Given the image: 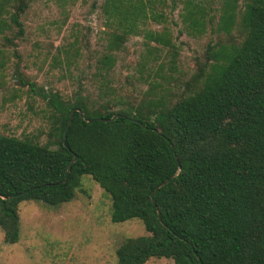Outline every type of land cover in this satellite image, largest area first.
I'll use <instances>...</instances> for the list:
<instances>
[{
    "label": "trees",
    "instance_id": "obj_1",
    "mask_svg": "<svg viewBox=\"0 0 264 264\" xmlns=\"http://www.w3.org/2000/svg\"><path fill=\"white\" fill-rule=\"evenodd\" d=\"M59 1L64 14L78 0ZM180 4L183 30L200 36L209 29L219 41L207 45L190 90L179 96L167 71H175L179 57L170 26L179 25L171 15ZM100 8L110 29L95 77L111 90L117 54L132 36H142L136 71L143 81L145 73L153 78L151 95L132 104L106 101L120 108L111 111L85 98L67 102L58 93H39L53 112L50 141L0 134L5 241H19L21 203H69L91 176L111 199V221L139 220L148 234L124 240L117 264L153 258L264 264V0H103ZM24 10L21 1L11 24L0 19V29L15 26L21 37ZM149 22L162 29L147 28ZM78 43L61 51L68 67L79 56ZM115 114L121 116L113 122L98 121Z\"/></svg>",
    "mask_w": 264,
    "mask_h": 264
},
{
    "label": "rangeland",
    "instance_id": "obj_2",
    "mask_svg": "<svg viewBox=\"0 0 264 264\" xmlns=\"http://www.w3.org/2000/svg\"><path fill=\"white\" fill-rule=\"evenodd\" d=\"M21 1L25 7L20 15L23 35L15 36V26L0 29V134L30 138L41 145L50 141L54 118L39 95L42 91L58 93L67 102L85 98L90 106H110L111 111L120 108L106 101L115 103L123 98L132 104L141 101L144 93L151 95L153 78L146 80L145 73L144 82L136 71L145 50L142 36H132L125 50L117 54L109 75L111 90L95 77L97 59L110 29L100 8L103 0H78L67 5L64 14L59 0H0V19L11 24V14ZM181 11L180 4L171 15L179 23L170 26L179 57L175 71H167L175 78L172 84L179 96L190 90L188 84L207 45L219 41L209 29L200 36L183 30ZM147 28L160 30L162 25L149 22ZM76 38L80 53L68 67L61 51ZM54 58L60 59L61 65H55ZM111 206L109 195L91 176L82 178L69 203L57 207L37 201L21 203L19 241L7 243L0 228V264H117L116 251L124 240L148 234L139 220L113 223ZM147 264L174 263L153 258Z\"/></svg>",
    "mask_w": 264,
    "mask_h": 264
},
{
    "label": "water",
    "instance_id": "obj_3",
    "mask_svg": "<svg viewBox=\"0 0 264 264\" xmlns=\"http://www.w3.org/2000/svg\"><path fill=\"white\" fill-rule=\"evenodd\" d=\"M77 110L75 111H72L71 115H70V118H69V122L67 124V127L65 129V133H64V138L66 139L67 135H68V132H69V128L71 126V122L73 120V117H74V114ZM79 111V110H78ZM121 115L119 114H115L111 119H98L99 122H103V123H107V122H113L115 121L116 119H118ZM134 122H137L136 120H133ZM77 160V156H75L72 164ZM69 175V171L67 172V176ZM165 184V183H164ZM163 184V185H164Z\"/></svg>",
    "mask_w": 264,
    "mask_h": 264
}]
</instances>
